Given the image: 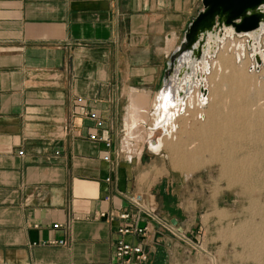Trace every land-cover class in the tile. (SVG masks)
I'll list each match as a JSON object with an SVG mask.
<instances>
[{
	"label": "crops",
	"instance_id": "crops-1",
	"mask_svg": "<svg viewBox=\"0 0 264 264\" xmlns=\"http://www.w3.org/2000/svg\"><path fill=\"white\" fill-rule=\"evenodd\" d=\"M202 8V0H0V264H113L118 221L99 214L128 207L117 191L154 194L172 227L126 237L148 253L141 264H261L259 253L229 251L232 235L222 230L244 211L229 207L228 190L165 172L144 148H132L129 162H105L104 146L88 139L96 131L115 146L121 137L133 146L131 133L145 131L146 150L159 155L165 150L152 147L166 131L171 138L186 121L191 129L198 89L174 115L159 109L157 97L171 54ZM209 76L205 105L218 95L209 93ZM132 94L146 100L135 124ZM218 107L210 106L214 114ZM86 110L104 120L103 129ZM158 130L163 137L152 140ZM247 225L237 228L238 246ZM61 239L67 244H41Z\"/></svg>",
	"mask_w": 264,
	"mask_h": 264
},
{
	"label": "rangeland",
	"instance_id": "rangeland-1",
	"mask_svg": "<svg viewBox=\"0 0 264 264\" xmlns=\"http://www.w3.org/2000/svg\"><path fill=\"white\" fill-rule=\"evenodd\" d=\"M260 41L264 51V33ZM238 44L244 47L236 49L235 45ZM248 44L245 35L227 38L218 54L222 53L226 57L229 55L228 65L221 66L218 57L210 60L208 89L210 94L217 93L218 99L211 95L209 104L202 106L198 105L196 99L189 126L191 129L188 128L190 121H186L174 136L163 138L165 151L158 155L146 150L145 131L143 134L140 131L131 134L137 136L133 149L144 148L147 159L161 161L165 172L174 169L188 175L202 176L215 193L228 190L229 207L244 211L240 219L228 221L222 230L232 235L228 238L233 242L229 251L233 249L234 253H259V262L264 264V64L260 63L259 69L256 68ZM235 70L237 75L231 76ZM233 78L237 81H231ZM210 104L219 106L218 114H214L215 110L208 113ZM251 107L257 110H251ZM211 114L215 119L213 126L219 128L206 130L204 125L208 120L207 115L212 117ZM147 125L150 126V123ZM159 137H163V132L155 131L152 140ZM174 160L177 169L173 167ZM236 164L241 166L240 174L232 171ZM223 169L228 171L225 175ZM155 208L159 213L158 205ZM245 223L249 225L242 228L244 235L240 237H243V241L238 246L235 234L237 228Z\"/></svg>",
	"mask_w": 264,
	"mask_h": 264
},
{
	"label": "built area",
	"instance_id": "built-area-1",
	"mask_svg": "<svg viewBox=\"0 0 264 264\" xmlns=\"http://www.w3.org/2000/svg\"><path fill=\"white\" fill-rule=\"evenodd\" d=\"M256 68L259 65L256 56ZM262 63V58H260ZM191 94V93H190ZM189 94V95H190ZM189 95L181 100V112L184 113L186 103ZM77 104H83L84 99L79 97L76 99ZM85 116L91 119L94 123L95 129L104 128V120L95 111H85ZM88 139L104 146L106 153L103 157L105 162H113L117 164L120 159L131 161L134 157L132 153V144L130 139L122 137L117 146L114 145V140L111 136H105L93 131L88 135ZM148 149V148H147ZM21 151L19 154H22ZM106 182L111 183L110 177L106 178ZM126 199L128 207L122 211L109 210L101 212L100 218H104L107 222L113 223L118 221L117 233L119 237L114 247L115 262L113 264H141L148 260L149 255L141 245H134L126 240L127 236H142L146 237L150 233L156 231L155 225L158 226L159 231H171L172 227L167 224L161 214L156 211L155 201L153 195H146L144 193H133L131 191H117ZM105 201H110L111 197L107 195ZM53 229L59 230L62 226L57 223L52 226ZM43 246H64L67 242L61 240H48L41 243ZM34 245H37L34 243Z\"/></svg>",
	"mask_w": 264,
	"mask_h": 264
},
{
	"label": "bare ground",
	"instance_id": "bare-ground-1",
	"mask_svg": "<svg viewBox=\"0 0 264 264\" xmlns=\"http://www.w3.org/2000/svg\"><path fill=\"white\" fill-rule=\"evenodd\" d=\"M260 11L264 12V6H262L260 8ZM263 33H264V21L261 22L260 27L257 30H255L254 32H249L247 34H243V35H245L247 37L249 42L252 41V45L248 44V47L251 50L250 55H251L252 59L255 58L257 53H259V57L262 58V63L264 64V51L262 49L261 41H260ZM238 36L241 37V35H238ZM231 37H235V35L233 33V30L231 28H227V27H224V26L221 27V28H217V29L214 28V29H212L211 31H209L207 33V39H206L205 45L203 47V57H202V59H198L197 60L195 57L193 58L191 53H184L183 56H181L177 60L174 73L169 77L168 81L166 82L165 88L158 92L157 100L160 102V108H159L160 110H163L164 113H172L170 111L173 110L172 115H174V113H176V114L177 113H183V112H181L182 111L181 110L182 93H186V91H188L189 94H190V92L193 93L195 88L198 89V92L196 93V96H197L196 99H198V105L199 106L204 105V103L206 102L207 97H208L207 96L208 95V90H207V87L205 85V81H206L207 75L210 74V69H211L210 60L214 59L215 57H218V61H219L221 66L222 65H228L227 63H228L229 55H228V57H226V55H224L222 53H220V54H218V53L220 51L221 46L227 40V38H231ZM235 47H236V49L241 48V47L243 48L244 45H241V47H240V45L238 44ZM246 48H247V46H246ZM255 63H256V61H254V64ZM184 64H186L191 69V72L188 73V74H185L182 78L178 79L179 69ZM254 67H255V65H254ZM233 71H232L231 76L233 74L237 75V73H236L237 70H235V72H233ZM244 80H245V78H244ZM203 89H204V91H203ZM191 98H192V94H190V96L188 97L187 102ZM132 101H133L132 102V106L130 108L131 112H130V116H129L128 119H130V123L131 124H135L137 121H141L140 120V116L137 113H135V112H136L137 109H143L146 106V100H145V97L142 94H132ZM210 106H211V104H210ZM212 106H213V104H212ZM251 108H252L251 110H255L257 107L256 108L251 107ZM208 109H211V108H207V110ZM245 109H246V107H245ZM211 110H209L208 113H210ZM248 110H250V109H248ZM263 113H264V108H263ZM208 115H207L208 121L206 120L207 124L205 122V125H204V126L207 125V127L209 125H211V126L213 125L209 121L210 118H212V117H209ZM165 118L166 117H164L163 122L167 123L166 122L167 118H166V120H165ZM159 121L160 120H158V119L155 120L154 124L156 126L161 125L162 123L160 124L161 121L160 122ZM211 121H212V119H211ZM228 121H227V123H228ZM134 126H136V125H134ZM201 130H203L202 127H201ZM167 132H168V137H169V133H171V130L166 131V134H167ZM164 139H165V137H164ZM164 139H162V141L159 142V143L154 142V144H153L154 146L152 147V151L159 152L161 149H163V147H164ZM175 161L176 160L172 161V164H173V167L175 169H177V165L175 164ZM240 170H241V166L237 165V164L232 169V171H235V172L237 171L238 174H240L239 173ZM226 172H228L227 169H223L222 173L224 175L226 174ZM240 176L241 175H239V177ZM167 224H169V223H167ZM212 264H214V259H213V263Z\"/></svg>",
	"mask_w": 264,
	"mask_h": 264
},
{
	"label": "water",
	"instance_id": "water-1",
	"mask_svg": "<svg viewBox=\"0 0 264 264\" xmlns=\"http://www.w3.org/2000/svg\"><path fill=\"white\" fill-rule=\"evenodd\" d=\"M203 8L191 20L184 34L181 44L173 51L164 71L163 85L174 73L177 60L184 53H191L197 60L203 57V47L207 39V33L212 29L221 27L231 28L234 35H243L254 32L264 21V12L260 8L264 6V0H202ZM252 45V41L249 42ZM256 60L260 64L259 53ZM191 72V69L184 64L178 72V79ZM204 91V89H203ZM189 95V92L182 93V100ZM163 220L167 221L165 217ZM155 229L158 226L155 225Z\"/></svg>",
	"mask_w": 264,
	"mask_h": 264
},
{
	"label": "flooded vegetation",
	"instance_id": "flooded-vegetation-1",
	"mask_svg": "<svg viewBox=\"0 0 264 264\" xmlns=\"http://www.w3.org/2000/svg\"><path fill=\"white\" fill-rule=\"evenodd\" d=\"M236 46V45H235Z\"/></svg>",
	"mask_w": 264,
	"mask_h": 264
}]
</instances>
